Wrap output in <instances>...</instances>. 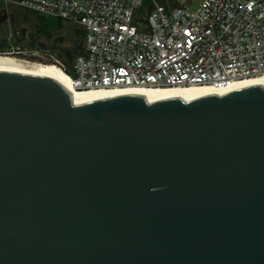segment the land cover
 Here are the masks:
<instances>
[{"label":"water","instance_id":"95a60500","mask_svg":"<svg viewBox=\"0 0 264 264\" xmlns=\"http://www.w3.org/2000/svg\"><path fill=\"white\" fill-rule=\"evenodd\" d=\"M0 264H264L263 84L74 103L0 70Z\"/></svg>","mask_w":264,"mask_h":264},{"label":"built area","instance_id":"2783aa9c","mask_svg":"<svg viewBox=\"0 0 264 264\" xmlns=\"http://www.w3.org/2000/svg\"><path fill=\"white\" fill-rule=\"evenodd\" d=\"M0 4L69 21L84 32L73 72L66 62L38 52H0L56 63L78 89L191 84L223 88L264 74V0H203L196 9L157 0L150 5L143 0Z\"/></svg>","mask_w":264,"mask_h":264},{"label":"bare ground","instance_id":"6f19581e","mask_svg":"<svg viewBox=\"0 0 264 264\" xmlns=\"http://www.w3.org/2000/svg\"><path fill=\"white\" fill-rule=\"evenodd\" d=\"M0 70L15 71L28 74H40L59 83L65 91L69 94L74 103H80L84 100H93L97 97L106 94L109 97L116 96L122 93H143L148 97L149 101H155L161 98L184 95L185 99L190 100L197 95H205L209 92L215 91L218 94L234 90L240 86L247 85L253 82H260L264 86V74L253 76L246 79L235 81L223 88H216L215 86L207 84H191L180 86H129L118 89H78L71 77L59 65L53 62H43L38 59L28 58L11 53H0Z\"/></svg>","mask_w":264,"mask_h":264},{"label":"flooded vegetation","instance_id":"af4514ba","mask_svg":"<svg viewBox=\"0 0 264 264\" xmlns=\"http://www.w3.org/2000/svg\"><path fill=\"white\" fill-rule=\"evenodd\" d=\"M23 11L9 9L0 5V52L19 50L24 53L38 52L52 58H58L68 64L69 58H74L83 50L84 39L75 28L69 34L64 29H57L47 35L39 31L36 25L29 24ZM14 22V23H13ZM21 29L18 36L14 37L13 29ZM10 35L13 37L11 38ZM9 36V37H8Z\"/></svg>","mask_w":264,"mask_h":264},{"label":"rangeland","instance_id":"374dc122","mask_svg":"<svg viewBox=\"0 0 264 264\" xmlns=\"http://www.w3.org/2000/svg\"><path fill=\"white\" fill-rule=\"evenodd\" d=\"M203 0H157L158 3L160 4H170V5H181V4H186L189 8L191 9H196ZM145 5H150L152 0H143ZM37 17L38 14L36 13H31L29 12L28 14H26V16L24 17V19L31 24V26L33 25V23L35 24V22L37 21ZM42 22L45 23H50V25L54 26V24L59 21V18L54 17V16H43ZM64 29L62 30H66L67 33L69 34V30H72L73 33L76 32L75 28L78 27L75 24L69 22V21H64ZM62 27V28H63ZM9 36L12 38L13 36L9 34ZM8 36V37H9ZM81 36V35H80ZM3 37L0 36V38ZM17 55V54H16ZM48 56V55H47ZM25 57V56H24ZM58 59V58H57ZM51 60V59H50ZM61 60V59H60Z\"/></svg>","mask_w":264,"mask_h":264},{"label":"trees","instance_id":"16d2710c","mask_svg":"<svg viewBox=\"0 0 264 264\" xmlns=\"http://www.w3.org/2000/svg\"><path fill=\"white\" fill-rule=\"evenodd\" d=\"M1 5V4H0ZM28 14V13H25ZM43 16L38 15L37 21L35 22L36 27L39 29L40 32L45 33L47 35H51V33L57 29H61L64 26V21L59 19L54 26L50 25V23H43L42 19ZM78 34L81 35L82 37L84 36V32L79 29L77 30ZM69 72H73V65L68 66Z\"/></svg>","mask_w":264,"mask_h":264},{"label":"crops","instance_id":"0c3cea01","mask_svg":"<svg viewBox=\"0 0 264 264\" xmlns=\"http://www.w3.org/2000/svg\"><path fill=\"white\" fill-rule=\"evenodd\" d=\"M14 10H17V9H14ZM18 11H20V10H18Z\"/></svg>","mask_w":264,"mask_h":264}]
</instances>
